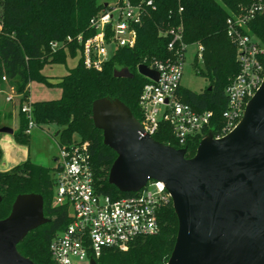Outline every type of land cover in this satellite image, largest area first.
I'll list each match as a JSON object with an SVG mask.
<instances>
[{"label": "trees", "instance_id": "trees-1", "mask_svg": "<svg viewBox=\"0 0 264 264\" xmlns=\"http://www.w3.org/2000/svg\"><path fill=\"white\" fill-rule=\"evenodd\" d=\"M140 4L148 0H129ZM151 6L136 27L137 38L132 48L121 47L103 63L101 70L86 68L83 64L81 46L69 42L64 48L51 50V41L62 42L67 36L93 34L89 20L103 7L100 0H0V83L5 76L19 99V129L14 133L18 143L28 144L25 133L27 119L20 106L29 97L28 83L41 82L60 90L57 99L32 101V118L36 126L54 124L61 146L75 140L86 142L94 172L97 192L112 198L133 194L120 192L108 182V172L116 153L103 143L102 131L94 126L92 104L100 98L118 99L132 115L142 121L139 96L147 79L137 72L139 64L149 65L152 59H163L169 54V35L164 31L179 23L183 25L186 44L203 47L202 60L196 66V74L207 78L208 85L200 92L180 86L179 99L197 111L213 113L208 129L215 133L223 124L222 112L226 107L225 88L239 70L235 46L226 33V19L231 12H238L258 0H150ZM264 44V14L250 24ZM68 53V54H67ZM67 55L76 59L56 82L42 73L47 64H65ZM197 61V58H195ZM127 68L131 78H116L113 70ZM0 126H3L0 123ZM153 138L161 143L179 148L169 125L159 124ZM200 136L190 139L186 158L196 152ZM2 151L0 148V161ZM55 170L35 164L29 157L23 162L0 170V219L8 216L19 194L36 193L43 199V213L47 222L30 230L16 248L35 264H53L48 245L51 239L69 222L67 210L53 206ZM159 231L154 235L139 237L124 249H104L95 259L97 264H167L173 249L178 220L172 203L161 207L158 213Z\"/></svg>", "mask_w": 264, "mask_h": 264}, {"label": "water", "instance_id": "water-1", "mask_svg": "<svg viewBox=\"0 0 264 264\" xmlns=\"http://www.w3.org/2000/svg\"><path fill=\"white\" fill-rule=\"evenodd\" d=\"M137 72L158 78L145 64ZM113 76L133 74L122 67ZM92 120L116 153L110 184L120 192H137L157 180L169 192L178 228L167 264H264V78L236 127L220 138L209 132L191 158L185 157V147L145 133L118 99L95 100ZM0 132L13 130L3 125ZM47 221L40 194L17 195L8 216L0 219V264H35L16 245ZM89 264L97 263L91 259Z\"/></svg>", "mask_w": 264, "mask_h": 264}, {"label": "built area", "instance_id": "built-area-1", "mask_svg": "<svg viewBox=\"0 0 264 264\" xmlns=\"http://www.w3.org/2000/svg\"><path fill=\"white\" fill-rule=\"evenodd\" d=\"M151 5L150 0L140 4L129 0L103 3L102 9L89 20V29L94 31L92 35L67 36L62 42L51 41L49 46L52 51L66 49L68 43L74 41L81 46L84 66L101 70L114 50L135 45L136 27ZM263 14L264 0H258L242 6L238 12H231L226 19V33L235 46L239 70L225 88L227 103L222 112L223 124L215 133L208 129L213 113L193 109L181 101L177 93L188 47L183 40V25L179 23L165 30L164 34L169 35V54L163 59L154 58L147 65L158 72L157 80L142 75L147 79L139 96L142 110L140 124L144 132L152 136L159 124L165 122L179 148H183L197 135L201 140L211 132L214 138H220L232 131L264 78V44L250 28L251 22ZM195 45L197 51L194 56L201 61L203 47ZM1 80L7 81L5 76ZM14 91L10 85L4 97L7 102H13L14 97L19 102L21 94ZM20 111L27 119L25 133L30 134L36 127L31 105L24 102ZM54 160L52 205L64 207L69 222L48 245L53 264H89L104 249L124 250L135 239L159 231V210L171 202L162 181L149 180L133 194L112 198L95 189L86 142L75 140L68 145H60L59 155Z\"/></svg>", "mask_w": 264, "mask_h": 264}, {"label": "rangeland", "instance_id": "rangeland-1", "mask_svg": "<svg viewBox=\"0 0 264 264\" xmlns=\"http://www.w3.org/2000/svg\"><path fill=\"white\" fill-rule=\"evenodd\" d=\"M113 1L115 0H100V2L103 3H112ZM196 51L197 46L195 44L188 45L180 85L194 92H200L208 85V80L195 72L196 66L200 65V60H195L194 55ZM75 64L76 59L67 55L65 64H47L43 68L42 73L47 76L49 81L56 82L62 75L67 73L68 68L73 67ZM4 84L9 92L11 84L7 81H5ZM27 88L29 93V97L25 102L27 104H30L31 101L57 99L60 97V90L56 86H48L41 82L32 81L28 83ZM14 92L17 93L16 90ZM4 97L5 94H0V106L10 105L9 108L12 110V102H7ZM13 102L15 106L14 111L12 110V116H0V122L13 130V133L0 132V148L2 151L0 170H7L23 162L28 157L35 162H41L47 165V167L52 168L55 164L54 159L59 155V146L61 144L59 136H55V132L57 131L56 125L48 124L36 126L32 128L29 134L28 144L16 142L14 133L19 129V102L16 97H14Z\"/></svg>", "mask_w": 264, "mask_h": 264}, {"label": "crops", "instance_id": "crops-1", "mask_svg": "<svg viewBox=\"0 0 264 264\" xmlns=\"http://www.w3.org/2000/svg\"><path fill=\"white\" fill-rule=\"evenodd\" d=\"M7 92L6 85L4 82L0 83V94H5ZM32 102V101H31ZM14 102H12L11 107L13 108L12 110L14 111ZM10 105H1L0 106V116H12L13 111L10 110ZM1 123V122H0ZM3 124V123H2ZM33 161V160H32Z\"/></svg>", "mask_w": 264, "mask_h": 264}]
</instances>
